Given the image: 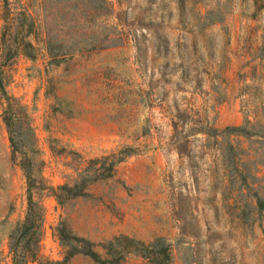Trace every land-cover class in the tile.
<instances>
[{"label":"rangeland","instance_id":"rangeland-1","mask_svg":"<svg viewBox=\"0 0 264 264\" xmlns=\"http://www.w3.org/2000/svg\"><path fill=\"white\" fill-rule=\"evenodd\" d=\"M23 11L35 54L4 66L0 88V264L29 185L44 222L27 264H99L65 260L61 225L101 253L125 234L164 237L173 264H264V0H0V61ZM49 39L77 44L55 64ZM123 147L113 177L58 202L53 187Z\"/></svg>","mask_w":264,"mask_h":264},{"label":"trees","instance_id":"trees-1","mask_svg":"<svg viewBox=\"0 0 264 264\" xmlns=\"http://www.w3.org/2000/svg\"><path fill=\"white\" fill-rule=\"evenodd\" d=\"M11 32V38L9 39V29L5 26L2 35L0 88L4 94H6V90L3 82V67L24 52L26 55L34 57L35 46L27 38L35 32L34 17L27 11L20 12ZM47 44L52 53L54 51L57 53L52 58L53 63L60 64L69 55H72L77 43L67 44L59 42L60 48H57V50L52 40L49 39ZM6 123L12 129V124L8 119H6ZM228 132L251 137L258 130H252L248 125H236L229 127ZM11 141L14 149L17 151L18 145L13 138H11ZM132 153L133 149L131 147H123L115 152L88 159L83 168L76 169L77 175L72 182L52 188L53 195L61 204L72 198L89 195L88 190L92 184L113 177L117 165ZM23 167L29 177V183H31L32 164L30 162L29 164L24 163ZM28 199V209L25 219L10 234L12 264H27L29 259H34L37 256V251L42 240L44 210L34 200L31 185L28 188ZM57 232L63 245L69 247L65 260H69L78 253H83L99 264H117L125 260L128 255L137 254L150 261L151 264H173L171 247L164 237H158L153 241L146 242L129 235L121 234L103 244L104 253H101L95 249L96 245L94 242L84 237L73 235L64 225L57 227Z\"/></svg>","mask_w":264,"mask_h":264}]
</instances>
